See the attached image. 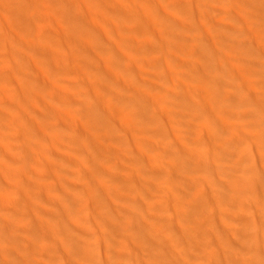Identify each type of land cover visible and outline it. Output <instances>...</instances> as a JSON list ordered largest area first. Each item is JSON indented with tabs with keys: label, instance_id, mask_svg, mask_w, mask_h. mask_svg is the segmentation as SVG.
<instances>
[{
	"label": "bare ground",
	"instance_id": "bare-ground-1",
	"mask_svg": "<svg viewBox=\"0 0 264 264\" xmlns=\"http://www.w3.org/2000/svg\"><path fill=\"white\" fill-rule=\"evenodd\" d=\"M244 2L0 0V257L9 254L8 243L25 249L22 260L0 264H40L36 249L46 252L51 244L68 252L73 246L69 232H87L85 194L64 177L95 186L96 206L103 210L100 215L93 210L96 219L112 215L113 207L127 210L118 216L121 223L107 220L102 226L111 224L129 238L119 247L129 259L145 255L147 241L167 264H189L193 255L197 264L200 259L201 264H223L214 255L229 243L217 227L218 220L223 222L220 210L232 198L240 213L256 205L264 211V0H249L260 11L256 16L242 13ZM233 8L240 13L239 27L214 20L221 14L235 17ZM235 31L244 37L223 42L234 55L206 46L217 32L232 36ZM142 33L158 38L160 49ZM182 41L192 45L187 73L167 64L169 49L183 48ZM204 66L214 71L203 76ZM136 72L142 79L133 82ZM152 77L165 80L166 89L174 77L183 89L175 94L179 109L168 111L178 119L169 123L182 127V144L166 143L160 130L141 133V127L160 123L158 104L166 107L162 98L173 96L160 91ZM82 84L96 90L100 105L87 100L79 90ZM256 87L262 88L258 95ZM224 136L226 142L220 140ZM79 138H90L89 144ZM131 141H137L140 156L135 162L129 161L135 153ZM246 141L255 146L243 147ZM172 155L180 159L177 166L167 163ZM93 165L99 166L96 172ZM212 175L226 177L221 184L227 188L214 183ZM130 181L134 189L126 185ZM178 182L184 189L176 188ZM163 190L171 191L176 202H160ZM210 204L219 213L206 209ZM76 206L83 210L59 214V208ZM245 234L243 229L242 245L252 239L256 249L262 246V234ZM199 240L207 246L205 253L195 250L192 242ZM150 256L148 264H157ZM231 258H239L238 251Z\"/></svg>",
	"mask_w": 264,
	"mask_h": 264
},
{
	"label": "rangeland",
	"instance_id": "rangeland-1",
	"mask_svg": "<svg viewBox=\"0 0 264 264\" xmlns=\"http://www.w3.org/2000/svg\"><path fill=\"white\" fill-rule=\"evenodd\" d=\"M233 2V0H232ZM234 14L235 17L233 15H226L227 17L223 16L222 14L219 15V17H216L214 20L217 21L218 19L223 21L225 20L226 25L232 26V27H239L242 24V21L238 18L239 17V12H237L234 8ZM240 10L242 11V13L245 15L244 11L247 12L248 16H256L260 13V11L254 9L250 3L249 0H245L244 4L240 6ZM246 16V15H245ZM3 31H0V34H2ZM242 35H240L239 33H237L235 31V33L231 36L228 33H221V32H217L215 34V39L216 40H204V45L206 43V46L208 47V49H212V48H218V51L224 55H234L232 53V51L230 49H228L227 47H225V45L223 44V42H231V41H236V39L238 37H240ZM141 37L144 39H148V37H150L152 39V41H155V47L156 49H160V47L162 46L160 40L158 38H156L153 34L150 35V33H142ZM244 37V36H242ZM246 38V37H245ZM185 39V38H184ZM183 39H180L179 41H181ZM180 45L183 46V48L180 49H176L174 47L169 49V58L167 59V64L169 63V68L179 72L181 70L182 73H187L186 68H185V64L188 63L189 57H190V46H192L190 43L188 44L187 42L182 41L181 43H179ZM190 45V46H189ZM184 47H189V49L187 51H183ZM65 54H67V51L64 52ZM55 58H57L55 56ZM196 58V56H195ZM258 59V58H257ZM60 61V60H59ZM214 69L211 67H205L202 69V74L203 76H208L211 74V72H213ZM162 73H166L165 71H161L160 74ZM63 77V76H62ZM66 78V77H65ZM142 79V74L141 72L137 73L136 72V76L132 77V81L133 82H137L138 80ZM157 84V87L159 88L160 91L162 92H170L172 93L173 96L171 97H167L164 96L162 99L165 100L166 102L164 103V105L166 107H164L162 105V102L160 101V103L158 104V107L156 109V114L158 115L159 119H160V123L159 124H152L150 125V127H141L140 130H142L143 132H141L142 134H146L144 131V129H148L150 130H160L161 134H163L165 142L166 143H183V130L182 127L180 126L179 123H173L171 121V124L169 123L171 118H174L176 120H178L173 113H171V118L170 115L168 116V111H175L177 109H179V105L177 98L175 97V94H179L183 91L182 87L180 88L178 85L175 86L176 82L174 80H177L174 77H171V79L173 82H169L170 86L169 89H166V83L161 79V78H155L152 77ZM174 79V80H173ZM234 80V82L240 83V80L231 78ZM230 79V80H231ZM163 83L165 85H163ZM142 84V83H141ZM192 84L194 85V83L192 82ZM134 87H137V83L133 84ZM205 86V85H204ZM79 90L81 91V93L83 95L87 94V100L89 102H93L96 105L97 104H101V103H97L96 101L98 100V96L99 94H97L96 90L89 85H84L82 84L79 87ZM243 90H246V87H243ZM255 90H257V95L259 94V92L262 91L261 87H256ZM192 92L194 93H199L200 91L197 89H191ZM255 94V93H254ZM254 96V97H257ZM130 96V95H129ZM128 95H126V91H124V98H127ZM141 111H144V109H141ZM140 111V112H141ZM160 112V115H159ZM101 115L100 116H104V118H106L105 113L103 112L102 108H101ZM202 128V124L199 127V130ZM198 130V131H199ZM210 130L208 127H204V129H202V132L207 133V131ZM125 134V131H124ZM221 135V134H220ZM219 135V136H220ZM223 137V136H222ZM90 138H79V143H82L84 145L89 144ZM154 139V137H153ZM217 139H220L217 138ZM225 139H229V137L224 136L223 139H220L222 141H225ZM132 147L135 150V153L132 154V156L129 158L130 162H135L137 161L140 156L138 154V152L136 151V147H137V141H131ZM139 145H143V143L139 144ZM253 145L255 146V143L253 141H246L243 142L242 146L243 147H253ZM63 151V150H62ZM69 151L66 150V153H68ZM150 154H153V156L157 155V151L154 152H150ZM49 161H51L49 159ZM63 161H66V159L63 158ZM180 162V159L174 155L167 157V163L169 165H178V163ZM98 163V162H97ZM96 163V164H97ZM82 166V165H81ZM9 168L12 166H8ZM77 169H79V167H75ZM93 171H97L99 169L98 165H93L92 167ZM73 172H76V170L73 168ZM210 178H212V181H214V183H216L220 188H227V185L225 184H221L222 181L226 178L223 176H219V175H212L210 176ZM64 179L66 180V182L68 184L71 185V183L73 184L72 186H74L75 188H78L80 192L85 194V205L87 206V208L84 210V214L86 216V218L88 217L87 221H88V230L86 233H77V234H73L71 232H69V235H71V238L69 237V240L72 242L73 246L69 249L68 252H62L60 250L54 249L53 247L49 246L48 250H46V252H41L40 249H36V251L34 252L35 254V260L36 262L40 263V264H52L53 262H58L60 264H148V258L150 255H154L156 256L155 252L152 251L151 248V243H148L146 240V244L145 241H143V244H145V255L142 254L138 255V256H132L134 258H130L125 254V253H120L121 248L120 245H124V240H126L127 237H124L119 231H117L116 229H114L111 224L110 227H106V226H102L103 222H109L111 221L112 223L117 222V223H121L123 219L118 218L119 215L121 214H125L127 212L126 209L124 208H117V207H113L112 208V215H108L106 216V218L104 219L102 216L101 218H95L93 216V210L96 211L99 215L101 213H103L102 209H99L96 204L97 201L100 200L98 197V193L95 191V186L91 183L88 182V180H84V179H75L72 180L69 177H64ZM65 182V184L67 185V183ZM128 187H131L132 189H134V186L136 185L135 182L130 181L128 184H126ZM176 188H178L179 190L183 188V186L180 185V183L178 182L177 184H175ZM144 188L147 189H151L152 186L151 184H145ZM259 188H261V185L259 186ZM209 190V185L207 187V189L205 190L206 192ZM130 191L127 192V196H130ZM158 197H159V201L166 204V203H170V202H176V200L173 197V193L169 190H163L160 191L158 193ZM173 197V198H172ZM141 206L142 204L139 203ZM239 202H236L235 200H233L232 198L228 201L227 206H225L222 210H220V213L222 214V220L223 222H220L219 220L217 221V227L219 230H222L226 233V235L229 238V243L226 245H223L222 248H217L214 250V255L215 257H217L218 259H222L223 264H250L252 259L256 260V264H264V211L262 210V208L260 206H248L246 207L241 213L239 212L237 206H238ZM47 208H49V206H46ZM206 209H208L209 211H217L219 213V210L215 209V205H209ZM83 210L82 207H78L76 206L75 209H61L59 208V214H62L64 216L69 217V212L70 211H77L78 213ZM126 212H125V211ZM125 212V213H124ZM244 216V219L239 221L238 217L240 216ZM109 220V221H107ZM72 225H76L75 222H71ZM77 226V225H76ZM246 230V236L247 238L249 237L248 234L250 235L251 233H256L258 232L259 235L261 236L262 234V246L259 249H256L257 247H254L252 245V239H248L247 244L244 246L242 245L243 243L241 242L239 236L241 235L242 230ZM261 232V233H260ZM87 234V236L85 237V235ZM80 235H82V237H80ZM140 238V237H137ZM136 238V241L138 242L139 239ZM129 240V238H127ZM133 241V240H131ZM140 242H138L140 244ZM195 242L198 244H195ZM200 242V244H199ZM7 243V241H6ZM142 243V242H141ZM195 245V250H201L204 251L207 249V246L205 243H202L200 240L199 241H194L192 242ZM149 244V245H148ZM10 245V246H9ZM241 245V247H240ZM80 246H84L85 250L81 251ZM8 249H10L9 254L0 257V260H8L11 258H18L20 260L23 259L24 255H25V249H23V246H18V245H14V244H10L8 243ZM144 247V248H145ZM150 247V248H149ZM149 248V249H147ZM185 249V248H184ZM243 249V250H242ZM151 250V251H149ZM198 250V251H199ZM239 250H242L243 254H241L239 252ZM199 251V252H201ZM212 251V250H211ZM238 251V257L239 258H231L233 252ZM205 253V251H204ZM231 253V254H228ZM124 255V257L122 256ZM152 256L151 259H153L152 261L157 264H167L165 262V258H163L162 256H156L155 257ZM151 257V256H150ZM187 256V260H188ZM194 257V258H193ZM255 257V258H252ZM172 258V257H170ZM189 264H197V259H195V255L190 256L189 257ZM245 259V260H241V259ZM33 260V258H32ZM31 260V261H32ZM34 260V261H35ZM164 260V261H163ZM162 261V262H161ZM164 262V263H163ZM203 262L202 259L199 260L198 264H201Z\"/></svg>",
	"mask_w": 264,
	"mask_h": 264
}]
</instances>
